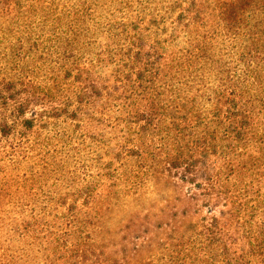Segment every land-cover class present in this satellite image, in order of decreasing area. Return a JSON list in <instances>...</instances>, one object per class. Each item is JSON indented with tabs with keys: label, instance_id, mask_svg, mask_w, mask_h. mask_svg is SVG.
Wrapping results in <instances>:
<instances>
[{
	"label": "rangeland",
	"instance_id": "obj_1",
	"mask_svg": "<svg viewBox=\"0 0 264 264\" xmlns=\"http://www.w3.org/2000/svg\"><path fill=\"white\" fill-rule=\"evenodd\" d=\"M83 1L89 6V10L84 14L73 12L75 7L79 6L80 9ZM224 2L216 6L214 0H205L197 10L192 11V15L190 12L186 15L188 21L193 20L198 24V29L184 38L180 32L183 40L180 41V46L187 45L185 40L193 36L201 51L196 57L191 55L190 61H182L178 67V74L184 76L182 81L170 86V90H165L163 100L159 102L166 104L167 117H164V121L172 125V135H181L175 132L176 126L182 128L185 138L177 136L175 142L174 139L161 140V134H154L156 130L151 129L148 136H139L134 143H127L154 151L151 155L145 154L147 159L140 164L130 157L120 167V171L126 173L127 181L121 179L118 185L113 186L108 180V184L100 189L104 196L100 201L76 210L82 218H88L89 213L93 215L92 221L83 223L80 230L87 258L82 259L81 264H91L97 257H103L99 256L100 251L110 255L111 264L163 263L170 257L169 254L182 255L184 247L191 240L194 245L196 242L206 244L205 252L209 254L219 253L230 247L227 250L228 256L222 257V264L224 261L225 264H238L239 257L243 258L239 264H260L250 251V243L242 227H264V205L249 217L250 212L239 211V200L264 198V144L248 141L244 145L234 146L232 152L225 156L223 147L230 139H224L223 142L219 140L218 144L222 142L221 145L214 150L209 149L206 159L199 157L197 160L200 162L193 166L172 161L174 158L171 155L167 159L166 150H162L169 148L167 152L175 154L177 147L174 145L190 142L191 133L203 128L201 119L192 112L194 109L188 111L189 106L194 104L193 98H196L201 111L197 114L204 115V121H210L212 129H215V124L211 122L207 111H213L218 106L222 113L228 112V108L237 111V119L238 111L245 113L249 123L248 136L252 132L264 134V0ZM139 5L137 0L129 8L115 0H0V121H16V129L21 130L19 121L24 117H38L42 110L60 104L66 97L74 100L80 91L90 93L92 89L103 94L100 100L96 96H90L91 104L81 106L84 109L82 114L88 111L103 119L95 121L84 118L83 121H87L84 131L93 136L85 137L83 144L78 143L80 140H72L71 145L65 144L60 130L56 132L52 129L46 133L43 129H38L29 135L31 147H35V150L27 158L22 156L23 153L20 155L15 173H22L25 169L33 170L35 176L39 177L37 174L47 171L43 169L40 159L44 151H47V167L56 172L43 174L30 183V188L26 189V197L37 199V206H28L26 211H46L44 219L55 221L57 219L53 215L54 207L52 208L54 204L43 202L45 193L49 196L65 195L90 182L104 181L100 176V166L110 158L109 150L117 149L116 142L123 140L127 130L125 125H129V122L124 124L120 119L126 114L134 116L144 109L143 106L147 107L145 100L139 106L133 103L120 106L126 101L125 95H129L124 79L126 70L121 72L123 50L120 43L113 39V33L105 26V22L112 21L109 17L114 13L113 19L141 17L148 24V19L159 16H152L150 12L156 13L165 7V3L160 2L153 10H142ZM165 11L162 12V19L165 20L166 33L169 34L171 27L176 26L170 23L171 19L174 18L176 23L186 19L174 17L177 11L169 15ZM150 26L153 27L152 30L158 28L152 24ZM147 49L148 47H144L141 53ZM165 56L166 61L170 62L172 55L166 53ZM65 67L70 73L63 71ZM162 84L157 86V91L163 90ZM222 87H228L232 93L218 98L217 92ZM149 93L151 95L153 91L149 90ZM20 102L26 104L22 113L16 111ZM93 104L99 105L93 107ZM37 139L40 142L36 144ZM14 141L17 138H13V143ZM45 142H48L46 146ZM7 144L4 141L0 147L4 153L6 149L9 150ZM73 147L78 149L74 150ZM38 149L41 150L37 151ZM35 153L40 154L35 156ZM10 163L0 160V167L6 164L9 166ZM132 164L136 168V176L132 175L133 172L131 175L128 172ZM228 168L233 171L229 175ZM248 171L252 173V177L247 174ZM2 175L0 172V177ZM145 175L150 178H145ZM55 178L57 181L50 185ZM158 180L162 182V191L154 193L151 181ZM178 180L183 185V192H193L195 198L192 203L182 201L183 196L180 200L179 190L166 192L170 183ZM206 180L208 183H205ZM247 180L250 181L247 183ZM229 190L231 193H228ZM0 194L3 196L4 193ZM128 194L133 204V214L137 215L135 213L139 211L146 213L147 209L152 211L155 215L150 220H155L156 226H161L160 231L159 226L157 232L149 234L124 227L128 221L129 209L123 205V199ZM116 197L118 200H115ZM185 209L187 217H183L180 212ZM2 210L12 211L15 208L7 204L1 206L0 203V211ZM164 211H171V215H162ZM94 216L98 217V221ZM240 219L246 221L241 228L234 229ZM230 229L233 232L221 238L226 247L223 242L206 243L208 232ZM149 235L154 242L146 246V250H142L139 244L143 245ZM141 238L144 240L139 241ZM150 240H147L148 244ZM217 243L218 247H215ZM19 247L21 246L17 244V248ZM22 252L24 253L21 255L24 256L21 264H49L50 261L52 264L56 258L49 253L50 250H44L39 245L28 250L23 248Z\"/></svg>",
	"mask_w": 264,
	"mask_h": 264
},
{
	"label": "trees",
	"instance_id": "obj_2",
	"mask_svg": "<svg viewBox=\"0 0 264 264\" xmlns=\"http://www.w3.org/2000/svg\"><path fill=\"white\" fill-rule=\"evenodd\" d=\"M133 1L134 0H115L118 4H124V7L128 8L131 7ZM137 1L142 10L145 8L153 10L156 4L160 2L165 3V7L161 8L156 13L153 11L150 12L152 16H159L148 19V24L144 23L141 17H132V19L115 17L113 19L114 13L109 17L112 18V21L105 22V26L107 30L109 29L113 33V39L117 43H120L123 50L124 59L121 62V72L123 73V69L126 70L124 79L127 84L126 90L129 91V95H125L126 101L120 106L124 107L129 103L139 106V103L145 100L147 101V104H145L147 107L143 106L144 109L137 112L134 116H127L128 114H126L120 119L124 124L129 122V125H125L127 130L125 129L126 136L123 135V140L116 142L117 145L115 147L117 149L112 148L109 150L111 151L109 154L110 158L100 166L102 170L100 176L103 177L104 181L90 182L81 189L66 193L65 195L49 196L48 193H45L46 197L43 202L46 203L49 201L54 204L52 206L55 211L53 215L57 220L50 221L44 219L46 211H34L33 209L26 211V207L28 206H37V199L26 197V189L30 188V183L35 182L36 178H40L43 174L47 175V173L56 172L53 168L47 167V151H44L43 156L40 158L43 169L47 171H43V174H37L39 177L35 176L33 170L30 171L26 169L22 173L17 172L16 174L15 170L19 164L18 159L22 153L24 158L32 155L30 152L35 150V147H31L32 141L29 140L28 137L31 132L37 131L38 129H43L42 131L46 133L52 129L55 131L60 130L65 144L71 145L72 140L75 142L80 140L81 142L78 143L83 144L85 137L93 136L84 131L85 128H87V121H83L84 118L98 121L102 119V117H99V115H92L88 111L82 114L84 112L82 107L91 104L90 96H96V99L100 100L103 94L100 93L99 90L92 89L90 93L80 91L75 96L74 100L66 97L60 104L50 107L48 110H42L38 114V117H24L19 121L21 130L16 129V121L11 120L7 122V119L0 121V147H2V143L5 141L8 142L7 145L9 148V150L6 149L5 153L0 150V160L11 162L9 166L6 164V166L0 167V172L3 173L0 177V193H4L3 196L0 194V203L1 206L7 204L9 207L15 208V210L12 211H0V264H21V258L24 256L21 255L24 253L22 252L23 248L28 250L35 245L43 247L44 250H50L49 253H52L54 257L56 256L52 264H81L82 259L87 260L83 249L84 239L83 236L80 235V230L83 223L92 221L91 217L93 215L89 213L88 218H82L76 210H79L80 207H89L91 204L100 201L101 198L104 197L100 189L106 186L108 180L113 186L118 185L121 179L127 181L126 173L120 171V167L125 165L130 157L135 158L140 164V162L147 159L145 154L151 155L154 151L153 149H142L136 145L131 146L127 143H134L139 136H148V132L151 129L156 130L154 134H161V140L166 138L168 141H173L174 139L175 142L177 136H183V138H185V133L181 130L182 128L176 126L175 132L181 135H172L174 130L172 125H168L164 121V117H167L166 104H159V102L163 100L165 90H170V86L177 85L182 81L184 76L178 74V67L183 63L182 61H190L191 55L196 57L199 55V51H201L200 45L193 36L192 38L190 36L189 40H185L187 45L180 46V41L188 33H195V31H197L198 24L193 20L188 21L186 15L189 12L191 13L190 15H192V11L194 12V10H197L199 4L204 3L205 0ZM214 3L218 6L225 2L224 0H214ZM80 5L82 6H80V9L78 6L73 8L72 11L77 14H84L85 11L89 10V6H87L85 1ZM164 11L165 14L167 13L168 15L177 11L174 17L181 16L180 20H182V18L186 20L176 23L175 20H173L174 18L171 19L170 23L176 26H172L171 32L167 34V28L164 25L165 20L162 19L164 15L162 12ZM196 16H198V13H196ZM151 24L158 28L152 30L153 27L150 26ZM159 25H161V28ZM179 33L182 34L183 37ZM144 47H148V49L141 53ZM162 48H164V50H161ZM166 53L172 55L170 62L166 61ZM63 71L65 73H70V71L66 70V67ZM69 76H71V74ZM160 83H163V90L157 91L156 88ZM166 83L167 86H165ZM149 90H152L153 94L148 95L150 94ZM230 90L231 89L228 87H222L217 92L216 96L221 98L232 93ZM92 93L93 95H91ZM127 98H129V100H127ZM193 100L194 104L189 106L191 109L189 108L188 111L194 109L192 112L201 119L200 122L203 123L204 126L199 132L191 133L190 142L174 145L177 147V152L175 154L168 153L167 151L169 148H163V151L166 150L167 159L169 155H171L173 156L172 158H174L172 161H179L180 163H185L190 166L196 165V162H200L197 160L199 157L206 159L209 154V149H216L221 145L224 139H230V142H226L223 147L226 154L225 156H228V153L232 152L234 146L244 145L248 141H258L259 144H264V134L252 132L249 136L247 135L249 123L245 113H240L238 111L237 119V111H231V108H228V112L222 113L221 109L215 106V110L210 112L209 110L207 111L209 116H211V122L215 124V130L211 128L209 124L210 121H204V115L197 114V112L201 113V111L197 106L196 98H193ZM230 101L233 104V100L231 99ZM24 105L26 104L21 102L17 104L16 111L21 113L24 112L26 109ZM96 105L98 106L99 104H93L92 106L96 107ZM234 106L235 104H233V107ZM163 132L165 134H163ZM13 138H17V141H14V143ZM219 140L222 141L220 145L218 144ZM39 142V139L35 141L36 144ZM47 143L48 142H45V146ZM73 148L74 150L78 149V147ZM40 150L41 149H38L37 151ZM39 154L40 153H35V156ZM187 156L188 158H186ZM62 168L63 166L60 167L61 170ZM128 172L130 175L133 172L132 175L136 176V173H134L136 172V168H134L133 164ZM231 172H233L232 169L228 168L227 175L231 174ZM247 174L251 177L253 176L250 171H248ZM123 176H125V178H123ZM207 180L205 183H208ZM56 181L57 179L55 178L50 182V185H53ZM249 181L250 180H247V183ZM8 191H11V193L8 194ZM228 193H231L230 190ZM239 202L241 205L239 211H245V213L250 212L249 217H251L256 213L255 210L258 207L264 205V198H246L240 199ZM45 206H47V204H45ZM51 210L52 209H50V211ZM94 217V219L97 220L98 217ZM245 221L246 220L240 219L234 229L241 228ZM242 228L250 243V251L255 255V260L259 261L260 264H264V227ZM232 232L233 229L222 232L210 231L207 233L206 243L208 244L214 241L223 242V245L226 247L225 242L221 238ZM17 244L21 247L17 248ZM205 245L202 244V242H196V245H194V242L191 240L190 244L184 247L185 251L182 255L169 254L168 256L170 257H168V259L171 260L167 259L163 263L158 264H222V257L228 256L227 250H229L230 247H226L225 250L219 253L213 252L209 254L205 252ZM215 247H218V243L215 244ZM98 254L103 257L100 259L97 257L91 264H111L112 259L110 255H106L103 251L98 252ZM54 257L52 259H54ZM241 260H243V258L239 257L238 264ZM49 264H51V261ZM223 264H225V261ZM226 264L232 263L227 262Z\"/></svg>",
	"mask_w": 264,
	"mask_h": 264
},
{
	"label": "crops",
	"instance_id": "obj_3",
	"mask_svg": "<svg viewBox=\"0 0 264 264\" xmlns=\"http://www.w3.org/2000/svg\"><path fill=\"white\" fill-rule=\"evenodd\" d=\"M145 178H150V176L145 175ZM154 177V176H153ZM180 181L178 180V182L176 181H172V183H170V186L166 188V192L167 191H173V190H179L180 191V200L181 197L183 196L182 201L184 202H189L192 203V201L194 200L195 196H193V192L191 190H185L183 192V185L179 183ZM153 183L154 185V189L153 192L157 193V191L161 192L162 191V182L160 180H158L157 182H153L151 181V184ZM161 190V191H160ZM179 199H177L179 201ZM115 200H118V197H116ZM123 205L126 206L127 209H129V212L127 214V218L128 221H126V223L124 224V227H127V230H131V231H138V232H142V233H146L149 234L152 231L157 232V222L153 221L152 219L150 220V218H152V216L154 217L155 213L153 214L152 211L150 210H146V213H142V211H139L138 213H135L137 215H134L133 212L131 211L133 204L131 203V199H130V195H124V199H123ZM190 205V204H187ZM192 206V205H190ZM182 213L183 217H187L188 215H186L187 209H185V211H180ZM165 213V216H170L171 211H164L162 212V215ZM175 213L172 215V217H174ZM147 217V218H146ZM126 217H124V221H125ZM169 220V219H168ZM173 220V219H172ZM167 225V223H165ZM191 225V223H190ZM189 225V227H190ZM192 226V225H191ZM188 227V228H189ZM161 226L158 227V231H160ZM178 232V231H177ZM146 234L144 235V237L146 238ZM182 239V238H180ZM144 239H139V241H143ZM147 240H150V235L147 237ZM147 240L144 241L143 245L139 244V248H141L143 250H146V246L150 245L151 243L153 244L154 240L152 241V239L149 241L150 243L148 244ZM183 246V245H182Z\"/></svg>",
	"mask_w": 264,
	"mask_h": 264
}]
</instances>
